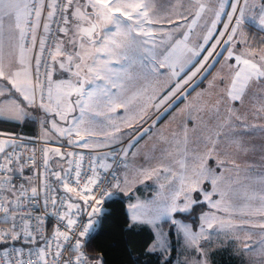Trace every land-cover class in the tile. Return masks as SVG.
<instances>
[{
	"label": "snow or ice",
	"instance_id": "snow-or-ice-1",
	"mask_svg": "<svg viewBox=\"0 0 264 264\" xmlns=\"http://www.w3.org/2000/svg\"><path fill=\"white\" fill-rule=\"evenodd\" d=\"M249 28L264 34V0L171 8L159 0H0V121L50 122L70 145L116 152L94 156L87 170L69 161L50 174L56 188L38 190L24 176L17 138L0 139V224L10 225L0 227V264H107L93 242L112 203H126L120 231L147 229L143 255L162 264L173 236L197 252L195 264H210L213 236L224 237L216 242L224 250L239 242L248 264H264V172L250 164L241 177L238 160L247 137L264 136V36L250 37ZM218 64L207 90L188 100ZM179 103L177 129L157 131ZM145 137L151 154L137 162ZM139 187L155 192L141 199ZM40 191L45 215L34 217ZM198 206L209 211L186 222ZM49 218L51 235H40Z\"/></svg>",
	"mask_w": 264,
	"mask_h": 264
},
{
	"label": "rangeland",
	"instance_id": "rangeland-1",
	"mask_svg": "<svg viewBox=\"0 0 264 264\" xmlns=\"http://www.w3.org/2000/svg\"><path fill=\"white\" fill-rule=\"evenodd\" d=\"M183 3L186 7V2H182L181 0H159V5L163 6L165 8H171L173 6H178L179 4ZM249 33H250V37H256V38H260L261 36H264V34L259 33L257 30L253 29V28H249L248 29ZM220 69V65H216V68L212 71L211 75H208L206 80H203L198 87H196L195 92H192L191 96L188 97V100L193 99L194 97H196L197 93L203 92L207 90L208 84L210 81H212L213 77L216 75V73L219 71ZM55 79V77H54ZM163 77L161 78L160 81H154L153 84L158 83V82H162L163 81ZM197 79H199V77H197ZM185 108V103H179V106L175 109V111L171 112L168 115H165L163 119H161L160 123L157 125L156 130L160 131V132H165L167 133L169 128L175 130L177 129V126L180 124V112L181 109ZM78 112V110H77ZM260 121L258 120H250L249 123L253 124V123H258ZM37 125H39V131H40V135L42 136L43 139L47 140L51 145L49 146V159H50V163L52 166L54 167H58L60 165L66 166L67 161H68V155H67V151H62L60 148L57 147V145L59 144H63V145H67V146H72L68 143V138L67 137H61L59 135L58 132H56L55 130H51V123L49 122L47 125H44L38 121H36ZM150 123V121H149ZM64 124L63 122L60 123L59 127H63ZM147 126V125H145ZM191 127V126H190ZM124 131H128V129H124ZM260 134V133H259ZM248 143L246 148L244 149V153L242 152V157H238L239 163H240V167L242 169L241 171V177L244 176V171L246 170L250 164H254L256 172H264V167H260L257 166L255 163H252L250 160L244 159V156H250L251 154H258L261 155V157L264 156V154H262V150H264V144H262L263 140H256L254 141V138H252L251 136L246 138ZM150 137H145L144 139H142L140 141V144L137 146L136 149H134V151L137 153L135 156V159L137 162L142 161V159L144 158V156L146 155H150L151 153L149 152V149H151L153 147V144L149 143ZM147 145V147H145ZM74 146V145H73ZM126 146V140H125V144L121 145L120 147ZM156 147H159V145H155ZM59 149L60 153L63 154L62 155H57L55 153V150ZM109 148L108 147H102V148H97L94 149V151H96L97 155L103 156V155H108L109 153ZM240 156V155H239ZM130 159H132V156L130 154L129 156ZM249 175L251 176H255L256 173H249ZM151 183V182H149ZM155 192V188L154 187H149V188H145V187H139L137 192H136V196L140 197L141 199H146L149 198L151 195H153ZM126 204V203H125ZM204 211H209V209L207 207H205ZM215 211V210H212ZM201 213V212H200ZM199 213V214H200ZM217 215H220L222 218L227 219L229 218L227 214L224 213H217ZM199 216V215H198ZM188 222V221H186ZM198 224V223H197ZM195 227V226H194ZM164 231L167 232L168 231V225L165 224L164 225ZM254 231H258V229H255ZM246 237H244L243 235L241 236V239H245ZM224 239L223 236L220 237H216L213 236L212 240H213V245H212V250H211V255L209 256V261L210 264H215V261L213 259V254H214V249L218 246L219 249V244L216 243L218 240H222ZM253 239H256V237H254ZM176 240V252L174 254V257L172 258V261L169 264H185V261H187V264H195V261L198 258V254L194 249H185L181 243H179L175 237ZM237 245L238 248L242 247V245L239 242L236 243H232L230 244V246H234ZM168 259L172 256V252H170L169 254H167ZM163 260V257H162ZM248 264V258H244L243 264Z\"/></svg>",
	"mask_w": 264,
	"mask_h": 264
},
{
	"label": "trees",
	"instance_id": "trees-1",
	"mask_svg": "<svg viewBox=\"0 0 264 264\" xmlns=\"http://www.w3.org/2000/svg\"><path fill=\"white\" fill-rule=\"evenodd\" d=\"M0 130L14 132L26 136H35L37 134L36 121H27L23 124H14L6 121H0ZM113 216L109 218V222L105 223L103 233L93 242V246L103 253L107 264H131V260L126 256L127 250L133 253V259L139 257L140 264L146 259H150L152 264H162V257L143 255L145 245L150 241L151 235L147 229L137 233L121 232L120 227L125 225V207L126 204L112 203L107 205ZM205 209V206H198L193 210L191 219L186 221L192 222L196 220L199 213ZM198 223V220L196 221ZM172 256L168 259L172 261L176 252L175 236L172 238ZM126 242V243H125ZM115 245V247H112ZM215 264H241L237 259L225 252H217L213 254ZM123 257V258H122Z\"/></svg>",
	"mask_w": 264,
	"mask_h": 264
},
{
	"label": "built area",
	"instance_id": "built-area-1",
	"mask_svg": "<svg viewBox=\"0 0 264 264\" xmlns=\"http://www.w3.org/2000/svg\"><path fill=\"white\" fill-rule=\"evenodd\" d=\"M39 37V33H38ZM0 133H3L4 136H0V139L7 138L9 136L16 137L15 144L18 146L15 148V151L22 157V163H24L26 166L24 168V176L31 178V186L37 187L38 190L43 189L44 187L48 188H56L57 184L53 183L52 178L50 174L52 172H61L62 169H67L69 167V161H75L79 162L82 165V169L87 170L89 163H92L94 156H100L97 155L96 151L89 150V149H83L76 146H67V145H57L58 148H60L62 151H67L68 153H76V156H69L68 155V161L66 166L60 165L58 167H54L50 163L49 159V151L47 155V171L45 170V150H49V146L51 145L48 141L44 140L40 136L39 131V125H37V134L35 136H26L14 132L9 131H2L0 130ZM8 151H13L12 148H9ZM84 156V160L80 161L79 157L80 155ZM108 155H116V152L109 150ZM31 157V159H29ZM111 161H100V163H110ZM115 166V165H113ZM21 181L18 178L16 180V183L19 184ZM46 193L43 191H40L39 200L36 202V209L31 210L32 216H44L45 215V209L43 207V199ZM47 195H51V193H47ZM27 203V201L25 202ZM30 207V206H29ZM38 209V210H37ZM49 210H51V207L49 206ZM25 215L28 213L25 212ZM35 224V221L32 222ZM54 220L52 218H49L43 227L39 229L40 235L49 236L51 235L54 227ZM0 227L2 228H8L10 225L8 224H0ZM67 254V253H66ZM27 264H33L32 260L27 261Z\"/></svg>",
	"mask_w": 264,
	"mask_h": 264
},
{
	"label": "crops",
	"instance_id": "crops-1",
	"mask_svg": "<svg viewBox=\"0 0 264 264\" xmlns=\"http://www.w3.org/2000/svg\"><path fill=\"white\" fill-rule=\"evenodd\" d=\"M179 1V0H178ZM182 2H186V7H187V4H188V0H181ZM260 122L256 123L257 125H259ZM41 136V135H40ZM252 138H254V141L256 140H263L262 141V144H264V136H262L261 134H259L258 132L255 134V135H252L251 136ZM42 138V136H41ZM43 139V138H42ZM45 140V139H44ZM47 141V140H46ZM233 151H235V149H232ZM245 150L241 151L240 153V156L239 157H242V152L244 153ZM244 159L247 160H250L252 163H255L257 166H260V167H264L261 165V160L264 159V156L261 157V155H258V154H251L250 153V156H247L245 155L244 156ZM206 207V206H205ZM205 210V209H204ZM203 210V211H204ZM218 249V246L214 249V253H217V252H225V253H228L229 255H231L232 257H234L235 259H237L241 264H243V261H244V258H247L245 255L243 254H240L239 252L236 251V249H238L237 245H234V246H230L228 245V248L226 250L224 249H221L220 248V245H219V250ZM246 264V263H245Z\"/></svg>",
	"mask_w": 264,
	"mask_h": 264
}]
</instances>
